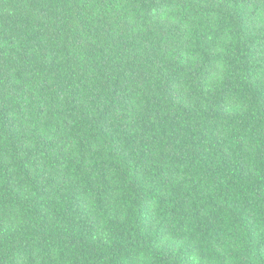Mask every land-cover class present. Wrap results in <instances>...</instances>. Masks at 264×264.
<instances>
[{
  "label": "trees",
  "instance_id": "obj_1",
  "mask_svg": "<svg viewBox=\"0 0 264 264\" xmlns=\"http://www.w3.org/2000/svg\"><path fill=\"white\" fill-rule=\"evenodd\" d=\"M0 264H264V0H0Z\"/></svg>",
  "mask_w": 264,
  "mask_h": 264
}]
</instances>
